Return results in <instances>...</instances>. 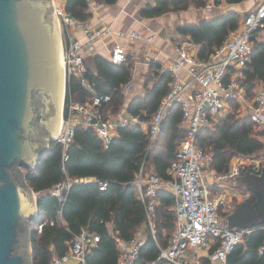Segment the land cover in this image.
<instances>
[{"label": "trees", "instance_id": "obj_1", "mask_svg": "<svg viewBox=\"0 0 264 264\" xmlns=\"http://www.w3.org/2000/svg\"><path fill=\"white\" fill-rule=\"evenodd\" d=\"M100 1L107 5L117 2ZM245 1L225 0L228 5ZM208 4L209 0H156L155 7H147L144 15L158 17L168 12L187 10L190 6L204 8ZM214 4L220 5L221 0H214ZM64 5L66 14L79 22L92 18L89 0H65ZM241 26L242 18L235 12H229L200 25H188L180 32L190 36L194 44L200 45V59L208 60L226 42L230 32ZM263 33L264 29L254 33V50L239 80L247 97H254L259 85L264 83V38L260 39ZM64 40L67 46V37ZM94 62V71L86 65V78L95 83L97 94L111 97L102 107L104 115H116L124 108V87L132 81L134 62L131 56L121 66L101 56L95 57ZM161 69L159 64L151 65L145 85L146 94L130 102V116H139L142 121H147L157 111L173 80L170 71L162 72ZM89 98L90 93L82 88L77 79L67 81L66 104L71 99L85 104ZM231 104L232 108L239 107L237 102ZM182 120V107L176 106L164 120L163 132L155 142L151 143L150 135L144 133L140 125H132L119 129L108 147L93 130L78 126L74 141L67 149V160L63 158L62 145L53 142L36 169L24 168L28 186L39 193L38 215L30 223L33 264H52L53 257L66 255L72 240L83 229L100 237L97 247L87 256V264H118L119 251L114 238L109 235V223L125 241L133 240L139 231L145 233V244L135 264L157 261L160 248H168L175 231L177 217L170 210L175 200L169 192H160V205L156 211L157 233L154 237L148 228L145 207L134 182L143 165L147 170L152 169L162 180H172L169 168L175 159L178 144L186 138V132L180 128ZM256 127L249 117L238 118L236 113H232L215 127L204 129L198 135L197 145L212 156L213 169L218 174H225L230 170L235 156L248 157L263 152V158L264 139L254 134ZM259 136L264 137V131ZM67 178L73 184L66 201L60 204L50 191ZM88 178L95 181L75 183ZM104 184L106 189L102 190ZM256 198L253 194L250 202L255 203ZM60 211L62 220L59 218ZM41 223L46 225L39 233ZM248 230L251 233L246 236L245 244L237 247L229 256L228 264H264V224ZM157 264L170 263L161 260Z\"/></svg>", "mask_w": 264, "mask_h": 264}, {"label": "built area", "instance_id": "obj_2", "mask_svg": "<svg viewBox=\"0 0 264 264\" xmlns=\"http://www.w3.org/2000/svg\"><path fill=\"white\" fill-rule=\"evenodd\" d=\"M64 4L65 0H56L54 3L61 30L68 40L64 51L66 90L67 81L75 78L90 93L89 101L85 104L72 99L66 104L65 94L62 127L55 137L56 142L63 147L64 160H67V149L74 141L78 126L93 130L106 147L119 129L132 125L146 126L153 143L162 134L163 122L169 112L181 106L183 120L180 128L186 132V138L178 144L175 159L169 168L172 180H162L143 165L134 182L145 207L148 228L154 237L157 233L156 211L160 205V192H169L175 200L170 210L176 213L177 220L169 246L167 249L160 248L158 260L149 264H157L161 260L170 264H204V256L199 252L202 249L209 250V262L228 264L229 256L237 247L245 244V238L251 231L233 230L223 224L219 208L226 194L221 192L214 195V189H220L228 181L245 173L261 175L264 158L259 162L253 156H235L230 170L218 174L212 167V156L198 147L197 138L204 129L211 128L229 115L233 102H245L247 106L243 104L241 110L247 112V117L254 125L264 127V86L256 90L249 103L246 90L239 81L254 50V33L264 29V0L258 1L256 9L245 17L240 29L231 31L226 42L208 60L191 55L183 46L177 47L175 64L169 70L173 75L169 91L147 121H142L139 116L126 117L120 113L104 115L102 107L111 97L97 94L95 83L87 80L85 56L94 51L98 40L113 34L112 28L89 27L86 22H79L67 15ZM72 28L84 34L85 42L73 37ZM117 36L131 42L152 40L138 33L120 32ZM109 51L112 64L121 66L127 62L128 55L124 47L115 45ZM231 70H234L232 74ZM182 71H185V77L181 76ZM130 88L131 82L125 85L124 93ZM72 184L73 181L67 178L54 187L50 194L63 204ZM105 189L106 184L102 187V190ZM35 194L38 197L39 193ZM59 216L62 220V211ZM45 225L41 223L38 226L39 233ZM108 230L119 251L118 264H135L146 235L139 231L133 240L125 241L115 231L113 224H108ZM99 242L98 234L83 229L72 240L68 253L63 257H53L52 264L69 263L71 260L77 261L76 264H87V256Z\"/></svg>", "mask_w": 264, "mask_h": 264}, {"label": "water", "instance_id": "obj_3", "mask_svg": "<svg viewBox=\"0 0 264 264\" xmlns=\"http://www.w3.org/2000/svg\"><path fill=\"white\" fill-rule=\"evenodd\" d=\"M62 101V60L53 0H0V264H33L30 223L38 215V199L23 169H36L50 144L56 142ZM252 176L239 182H248L257 201L228 218L230 229L264 224V218L255 221L263 213L264 190L250 185L252 180L264 185V172L260 180Z\"/></svg>", "mask_w": 264, "mask_h": 264}, {"label": "crops", "instance_id": "obj_4", "mask_svg": "<svg viewBox=\"0 0 264 264\" xmlns=\"http://www.w3.org/2000/svg\"><path fill=\"white\" fill-rule=\"evenodd\" d=\"M258 1L260 0H247L241 4L228 5L225 0H221V4L217 6L214 4V0H209V4L204 8L190 6L187 10L168 12L158 17H146L144 10L147 7H155L156 0H117L113 5H107L100 0H89L92 18L86 22V25L94 29L109 26L112 28L113 34L107 35L95 43L94 51L85 56L86 65L94 71L95 57L101 56L108 59L109 50L115 45L126 49L127 55L131 56L134 62V71L131 88L125 93L124 108L119 113L130 117L128 113L130 102L135 97L146 94L145 85L150 76L152 64H159L162 72L169 71L175 64L176 49L179 46H183L191 55L199 57L201 46L194 44L190 36L183 35L180 32L182 28L188 25H200L229 12L237 13L242 18L243 23L245 17L256 9ZM120 32L138 33L145 38L151 37L152 40L151 42H131L127 39H120L117 36V33ZM72 35L81 42L86 40L84 34L74 28H72ZM261 37H264V33ZM181 76L185 77V71L181 72ZM151 87L152 83L149 84V88ZM142 130L148 134L146 126L142 127ZM148 170L152 171V169ZM248 174L250 173H245L232 181H228L220 189H214V195L221 192L226 194L221 205L223 211L221 217L228 214L224 212L225 209L227 211L233 210L240 203L250 202L254 193L249 190L248 182H239ZM255 176H262V174ZM94 181V178H88L79 182ZM199 252L204 256V264H218L209 262L207 259V256L210 255L209 250L202 249Z\"/></svg>", "mask_w": 264, "mask_h": 264}, {"label": "rangeland", "instance_id": "obj_5", "mask_svg": "<svg viewBox=\"0 0 264 264\" xmlns=\"http://www.w3.org/2000/svg\"><path fill=\"white\" fill-rule=\"evenodd\" d=\"M56 2V0H53V3H55ZM64 7H65V5H64ZM58 20V19H57ZM58 28H59V32H60V34H59V37H60V47H61V45H62V47H61V50H62V56H63V54H64V51H65V40H64V33L62 32V30H61V26H60V23H59V20H58ZM264 37H262V38H260V39H263ZM64 79H65V76H64ZM64 82H65V80H64ZM66 84H64V86H65ZM264 84H260L259 85V87H262ZM259 87H258V89H259ZM257 89V90H258ZM65 95V94H64ZM254 96H255V94H254ZM247 98V100L249 101V103L253 100V98L254 97H246ZM64 103V102H63ZM243 104H245V106H247V104L245 103V102H242L241 104H239L238 103V105H239V107L238 108H232V112L230 113V114H232V113H236V117H238V118H246L247 117V112H243L241 109H242V107H243ZM62 112H63V105H62ZM229 114V115H230ZM226 117H228V115L226 116ZM225 117V118H226ZM225 118H223V120H225ZM222 121V120H221ZM62 124V123H61ZM217 125V124H216ZM215 124L211 127V128H213V127H215L216 126ZM60 128H61V126H60ZM264 131V127H256V128H254V134L255 135H257L258 136V138H260V139H264V137H260L259 135H260V133H262ZM262 155H263V152H261V153H258V154H256V155H254L253 157L257 160V161H259V162H261L262 161V159L264 158V156H263V158H262ZM24 171V170H23ZM261 176H252V178L253 179H256V180H260L259 178H260ZM20 181H21V183L22 184H24V181H23V177H20ZM255 185H254V184ZM251 184H253V185H251ZM250 185L251 186H253L254 187V189H256L257 191H262V190H264V185L261 183V182H259V181H257V183H256V181L255 180H252V181H250ZM263 201V200H262ZM253 204H255V203H250V202H246V203H240L237 207H235L233 210H226L225 209V213H228L227 215H225V216H222L221 217V221L223 222V224L224 225H226V226H228V218L231 216V215H233V214H235V213H237L239 210H241L245 205H249V206H253ZM262 208V207H261ZM259 211H261V210H259ZM262 211H263V213L262 212H259V215H257V217L255 218V221L257 222V221H259V218L261 217L262 219L264 218V208H262ZM222 212V214H223V211H221ZM229 228V227H228ZM29 241H30V235H29ZM77 263V261H75V260H71L69 263H64V264H76Z\"/></svg>", "mask_w": 264, "mask_h": 264}, {"label": "bare ground", "instance_id": "obj_6", "mask_svg": "<svg viewBox=\"0 0 264 264\" xmlns=\"http://www.w3.org/2000/svg\"><path fill=\"white\" fill-rule=\"evenodd\" d=\"M59 34H60V32H59ZM61 47H62V45H61ZM61 47H60V49H61ZM61 60H62V75H63V101H64V94H65V86H64V84H65V82H64V80H65L64 79V76H65V63H64V54L62 56V50H61ZM63 101H62V105H63ZM61 123H62V118H61ZM61 127H62V124H61ZM60 131H61V128L59 130V133H60Z\"/></svg>", "mask_w": 264, "mask_h": 264}]
</instances>
